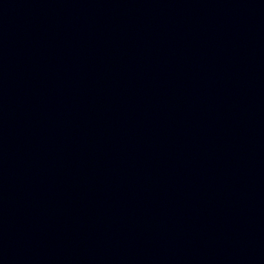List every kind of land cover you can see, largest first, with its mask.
Listing matches in <instances>:
<instances>
[{"label": "water", "instance_id": "obj_1", "mask_svg": "<svg viewBox=\"0 0 264 264\" xmlns=\"http://www.w3.org/2000/svg\"><path fill=\"white\" fill-rule=\"evenodd\" d=\"M0 264H264V35L0 133Z\"/></svg>", "mask_w": 264, "mask_h": 264}]
</instances>
